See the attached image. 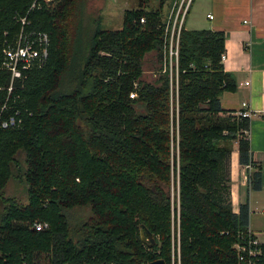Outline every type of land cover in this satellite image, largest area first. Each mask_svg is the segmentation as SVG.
Instances as JSON below:
<instances>
[{
  "label": "trees",
  "instance_id": "16d2710c",
  "mask_svg": "<svg viewBox=\"0 0 264 264\" xmlns=\"http://www.w3.org/2000/svg\"><path fill=\"white\" fill-rule=\"evenodd\" d=\"M81 1L0 0V263L142 264L160 256L171 264L172 247V264H264V242L251 263L238 258L247 201L235 212L217 187L225 143L235 142L238 162L256 161L248 119L219 105V93L235 88L220 62L223 32L185 27V11L169 73L163 0L156 7L137 0L118 28L96 21L83 36ZM21 16L23 30L48 33L47 55L11 78L2 49ZM149 50L159 66L148 80L141 60ZM12 167L25 182L23 202L2 194ZM175 176L177 220L167 192ZM246 176L259 186L258 165ZM73 205L89 213L70 222L64 209ZM33 219L47 226L31 227Z\"/></svg>",
  "mask_w": 264,
  "mask_h": 264
},
{
  "label": "crops",
  "instance_id": "0c3cea01",
  "mask_svg": "<svg viewBox=\"0 0 264 264\" xmlns=\"http://www.w3.org/2000/svg\"><path fill=\"white\" fill-rule=\"evenodd\" d=\"M193 3L196 10L193 14L197 18L191 19V28L221 30L224 34V58L220 62L223 70L232 74L235 88L219 93L220 108L235 112L245 101L252 110L244 134L256 159L255 166H259L260 179L257 188L248 186V178L243 187L246 191L247 225L259 242H264V225L251 221L254 214L264 218L261 210L264 203V0H191L184 21ZM236 163L235 146L230 157V179L234 178ZM255 166L249 164L246 169ZM241 179L239 181L244 182ZM241 201L237 194L231 202L233 211L238 210Z\"/></svg>",
  "mask_w": 264,
  "mask_h": 264
},
{
  "label": "rangeland",
  "instance_id": "374dc122",
  "mask_svg": "<svg viewBox=\"0 0 264 264\" xmlns=\"http://www.w3.org/2000/svg\"><path fill=\"white\" fill-rule=\"evenodd\" d=\"M137 0H82L80 5V14H79V22H80V34L82 36L84 33L89 31V29L94 25L97 21L102 28H118L121 22V13L124 8L135 6ZM174 0H163L161 3L160 13L165 17V21L168 19L172 23L175 14L173 13L175 9L179 8L177 3L173 4ZM159 4V0H147L148 7H156ZM195 3L192 4V7L189 9L188 14H186L185 24L184 26L187 28H191L190 21L191 19H196V12L194 9ZM177 5V6H176ZM177 7V8H176ZM174 8V10H173ZM188 8V6H187ZM173 10V11H172ZM169 16V17H168ZM168 17V18H167ZM179 19L176 23H178ZM170 23V27H171ZM169 27V28H170ZM168 61V60H167ZM174 59H171L168 64H173ZM167 64V66H168ZM159 66V62L157 60V55L155 50H149L145 52L142 56L141 60V76L144 79H151L156 76L155 69ZM163 68V67H162ZM223 114V113H222ZM222 144V142H221ZM225 145L228 148L227 155L223 158V166L220 169V173L222 178L218 182V190L220 192V196L223 200L231 202L235 199L238 194L239 199L242 201L245 199V181H246V167L243 163L238 162L237 160V170L234 172V178L230 179V157L232 155V150L236 146L235 142H227ZM176 148H172V152H175ZM15 157L18 160V164L16 165L19 170H23L25 167L24 162V154L22 150H18L15 153ZM177 158V157H176ZM12 167V173L7 178L3 189L2 194L12 196L14 200L17 201H25L26 192H25V182L23 179L19 178L16 175L18 173V169ZM242 178V179H241ZM244 180V182H240L239 180ZM245 183V184H243ZM238 185V187H237ZM167 192L170 199V210L172 214H175L177 220V212H178V198H177V183L176 176L174 178H170L169 183L167 185ZM68 214V218L70 222H75L83 219L89 213V208L86 205H73L69 208L64 209ZM251 221L255 222L256 225H264V218H259L254 214ZM29 223V222H28ZM177 248L175 249L171 247L170 250V259L171 264L173 255L175 254V258H177Z\"/></svg>",
  "mask_w": 264,
  "mask_h": 264
},
{
  "label": "built area",
  "instance_id": "2783aa9c",
  "mask_svg": "<svg viewBox=\"0 0 264 264\" xmlns=\"http://www.w3.org/2000/svg\"><path fill=\"white\" fill-rule=\"evenodd\" d=\"M189 2L190 0H177L176 3L179 8L176 7L177 9H175L173 12L175 14H172L175 15L172 23L169 22L170 20L168 19L165 21L163 38L166 43L165 48L167 51V64L171 60L172 56L174 57L173 63H175L178 28ZM35 6L39 5L38 3L32 1L30 8ZM178 19L179 21L176 23ZM140 20H142V18H140ZM19 22L20 26L16 33L15 39L12 43H9L2 49L4 56L2 64L9 70L11 78L20 77L22 75V71L25 69L40 66L47 55V45L49 41L48 33L46 31L40 30H23L22 26L28 22L24 16L19 17ZM219 57L220 60L224 58L223 51L220 53ZM171 65L172 64H168L169 73ZM135 87L136 83L133 82L132 89L128 92L129 97H133L135 95ZM235 113L248 119L252 113V110L247 106L245 101H242L240 108L236 110ZM8 121L9 122L2 121L1 126H6L7 124L11 123V118ZM244 165L248 166L249 163H245ZM261 210L264 213V203ZM29 225L34 228H42L47 226V222L45 220L33 219L29 222ZM240 238L241 241L235 242L238 258L245 260L247 263H251L255 255L260 252V247L258 246L260 242L248 225L246 226L245 232H242V234L240 233Z\"/></svg>",
  "mask_w": 264,
  "mask_h": 264
},
{
  "label": "water",
  "instance_id": "95a60500",
  "mask_svg": "<svg viewBox=\"0 0 264 264\" xmlns=\"http://www.w3.org/2000/svg\"><path fill=\"white\" fill-rule=\"evenodd\" d=\"M143 227V228H142ZM142 227H139V235L143 240H148L147 243L150 244L154 241V237L152 235V232L144 225ZM142 264H165V261L162 257L157 256L152 259H149Z\"/></svg>",
  "mask_w": 264,
  "mask_h": 264
}]
</instances>
